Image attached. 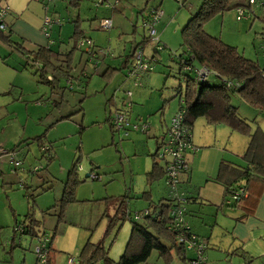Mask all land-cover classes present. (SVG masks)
Returning <instances> with one entry per match:
<instances>
[{
  "label": "rangeland",
  "instance_id": "1",
  "mask_svg": "<svg viewBox=\"0 0 264 264\" xmlns=\"http://www.w3.org/2000/svg\"><path fill=\"white\" fill-rule=\"evenodd\" d=\"M100 1L80 3L79 25L90 40H80L83 45L73 54L69 80L65 73L61 74L54 88L38 82L39 72L35 74L34 69L22 71L23 94L7 97L0 109V147L9 151L0 155V222L10 225L1 231L16 235V241L23 235L24 225L32 233L24 238V248H10L11 240L3 243L0 264H22L23 261L43 264L37 261L36 252L43 244L51 246L50 264H70V259L78 260L87 242L103 243L109 257L118 261L130 239L132 223L125 218L117 221L108 234L106 229L109 217L115 215L121 201H125L122 208L134 215L152 210L151 201L158 202L169 194L164 177L152 184L151 198H144L146 175L152 166L151 155L179 108L176 88L185 87L186 72L171 60V55L182 53V29L203 0H105L97 5ZM67 4L68 0H55L48 5L49 15L54 18L52 28L48 27L47 31L56 41L55 48L62 44L63 52L73 45L72 20L78 13L67 8ZM260 8L257 3L252 9L230 10L205 23L204 30L211 37L238 48L246 58L257 61L264 55V22L260 19L264 10ZM153 9L163 11L155 25L157 35L135 51L142 52L151 61L152 69L136 72L135 56L132 64L123 67L134 46L150 36L144 19ZM239 10L245 12L240 21L237 20ZM104 16L112 20L110 30L99 27ZM158 44L165 45L166 49L157 47ZM190 76L194 79V74ZM231 99L253 130L260 127L264 131V115L257 114L236 95ZM117 112L127 119L128 131L110 129L109 118H115ZM143 126L147 131H142ZM193 126L196 142L216 141L215 148L204 149V144H196L197 154L189 163L195 180H203L209 174L220 141L226 149L232 146L239 151L246 150L248 138L231 129L217 132L214 138V125H209L205 118L197 119ZM43 134L42 140L54 148L53 161L42 156L38 142L33 140ZM14 145L20 147L11 152ZM11 158L21 162L17 170ZM74 167L78 179L74 199L64 204L65 181ZM188 208L197 214L189 217V227L202 235L201 229L205 231V226L199 218L208 222L215 207L187 204ZM226 240L219 243L224 245ZM196 251H188L187 256L197 257ZM236 261L234 258L232 264H237ZM147 264H164V261L152 252ZM171 264L182 263L174 255Z\"/></svg>",
  "mask_w": 264,
  "mask_h": 264
},
{
  "label": "trees",
  "instance_id": "2",
  "mask_svg": "<svg viewBox=\"0 0 264 264\" xmlns=\"http://www.w3.org/2000/svg\"><path fill=\"white\" fill-rule=\"evenodd\" d=\"M258 2L264 3V0H259ZM79 3H81V0H70L69 5L78 7ZM252 6L249 0H203L197 13L189 19L182 29V53L171 55V60L179 64L182 72H186L183 75L185 87L183 89L181 85L176 88L175 94V97H179V106L181 105L185 110V123L193 129L192 125L197 119L205 118L209 125L223 124L232 131L248 138L246 150L244 154L239 156L240 162L243 164L222 160L219 162L217 176L214 179L216 183L223 186L222 188L225 191L223 204L218 210H223V208L239 210L242 214L236 218L238 222L244 221L246 217L254 213L259 203V198L263 195L264 131L260 127L253 130L246 120L239 115L238 109L232 104L231 98L232 95L238 96L241 101L255 109L257 114L264 115V72H262L264 67L257 61L246 58L238 48L227 45L219 38L211 37L205 32L204 25L213 17L222 15L230 10L252 9ZM260 9L264 10V6H261ZM253 14L255 15V11H253ZM260 19L264 22L263 17H260ZM79 28L78 22H76L71 37L73 45L65 55L61 65L55 68L53 63H51V57L49 56L51 51L47 50V56L45 55V57H43L41 51H38V54L34 56L35 63L40 60H43L44 63V66L37 68L40 73L39 82L55 88L57 86L56 82L59 80L58 75L54 74L55 72L65 73L64 76L68 77L69 80L71 77L69 72L72 69L74 60L72 54L79 48L78 43L80 40L88 39L85 37L83 30ZM5 32L0 31L2 42L13 49H22L18 43L11 40L9 33ZM150 38V36L144 37L143 41L127 56L125 63L131 62L132 64V58L135 55L134 51L140 48L141 44L150 41ZM157 47L166 49L165 45L158 44ZM153 60H155V56ZM203 67L207 68L210 73L205 79H200L196 74ZM46 70L54 74L52 80L47 78L48 73ZM190 74H194V79L191 78ZM113 119V117L109 118L110 129L113 132L119 131L115 129ZM126 128L124 127L123 129L128 131ZM43 137L44 134L33 138V140L38 142L37 145H39L42 156L53 161L55 158L54 148L48 142L43 141ZM163 138H161L162 142L158 151L152 156L153 166L146 175L148 185L162 179L166 174V165L162 166L157 162V159L161 158L159 152ZM11 152H14V150L11 149ZM189 169L188 164V170L182 176L183 181L178 188L180 193L183 194V200L181 201L174 200L169 190L167 197L155 203L150 202L152 210L139 211L134 215L129 210L122 208L125 201H121L118 211L115 215L109 217V225L106 229L108 234L117 224V221L125 218L130 219L132 223L130 239L127 241L128 244L125 251L121 254L118 261L109 257L103 243L87 242L81 250L78 260H73L75 264H99L100 262L101 264H147L152 252L158 253L164 264H171L174 255L178 257L182 264H189L190 261L196 258L187 256L189 250L185 246V242L191 240L192 235L196 237L197 243L202 242L205 244L201 251L204 253V250L208 248V244L202 239L203 237L194 232L189 227V224L187 229L186 226L179 225L177 221L176 213L177 209L180 208L183 210L181 215L184 218V222L188 223L187 216L191 215L192 211L189 208L187 210V204L197 201V198L192 196V193L186 188L187 182H189ZM15 170H17V167H15ZM77 180L76 168L74 167L69 173L67 181H65L64 193H62V202L64 204L73 201V192L78 184ZM145 196H148L149 200L152 196L151 192L146 191ZM26 233L30 234L31 230L24 225L21 234L24 235ZM181 236L185 237L184 243H180L178 240ZM50 247L45 244V249L47 250V263L45 264H50ZM37 261L40 262V258H37Z\"/></svg>",
  "mask_w": 264,
  "mask_h": 264
},
{
  "label": "crops",
  "instance_id": "3",
  "mask_svg": "<svg viewBox=\"0 0 264 264\" xmlns=\"http://www.w3.org/2000/svg\"><path fill=\"white\" fill-rule=\"evenodd\" d=\"M52 1L50 2L55 3V0L53 2ZM82 1L83 0H81V3ZM50 2L46 0H0V4L2 6H6L9 8V12L6 18L4 19L8 26V30L5 33H9L11 40L13 42L18 43L22 48L20 50L13 49L9 45L2 42L0 38V109H2L5 106L4 105L5 103L3 102L6 101L7 97L10 96L13 97L15 93H17L18 95L23 94L24 89L22 87V83L20 82V74L22 73V71H31V69H34L35 74H37L38 73L37 70H39L37 68L44 66L43 60L42 61L40 60L39 62L36 63L34 62V56L38 54V51H41L43 57H45L47 50L51 51V54L49 55L51 57V63H53V65L56 68L57 66L62 64L63 60L65 59V55L71 49V48L68 50L66 49V51L63 52L61 43H59L55 48L56 41L54 42L51 33H48V31L45 29L44 26L45 17H48L50 19H52L53 17V16L50 17L49 15L48 5ZM69 2L70 0H68L67 8L70 7L73 10L78 11L76 19L72 20V23L74 24L75 27L76 22H78V25L81 22V13L79 10L81 4L79 3L80 5H78V7H72L69 5ZM147 20H148V16L147 18L144 19L145 26ZM79 27H80L79 29L82 30L80 25ZM58 30L59 32L62 31V25L59 26ZM85 37L88 38L86 35ZM86 40H90V39L88 38ZM142 41L138 42L134 46L133 50ZM142 45L143 44H141V46ZM259 58L256 59L257 62L262 67H264V55L259 56ZM73 59H74V55H73ZM130 63L124 62V65L122 66L128 67ZM106 70L108 72V69ZM71 71L69 72V75H71L72 73ZM46 72L48 73L47 78L49 80H52L54 78L53 77L54 74L58 75L59 78L62 77L60 72H55L54 74L50 73L47 70ZM42 84H46V83H42ZM56 85H58V82H56ZM227 127L228 126L223 124L214 125L213 128V131H215L214 138H217L216 137L217 132L229 131L230 128ZM193 131H194V126L192 129V134L194 133ZM164 134L160 137V140L165 136ZM192 141L195 149L187 153L186 155L188 162L187 164H189L190 161L193 160V158H195V155L197 154L196 150H198L199 147L196 144L199 145L204 144L203 148L205 149L206 147L215 148L214 144L216 143V141L203 142V140L196 142L194 138V134L192 137ZM161 142H159V144L157 145L155 152L158 151ZM218 144L220 147L216 149L217 153L214 161L212 162L213 163L212 168L210 169L209 174L207 175V177H205V179L195 180L193 178L194 175L193 169L190 167L189 164V168H190L188 175L189 182H187L186 188L190 193H192V196L197 198L196 199L197 201L195 203H191L189 205L201 204L202 206H204L206 204H209L212 207H215L214 212L210 216L208 222L205 221V218H199L205 226L203 227L205 231L201 229L202 235L198 233L194 228L193 231L196 232L200 237H203L202 239L206 241V243L208 244V248L206 252L203 253L204 257L206 258V262H207L206 264H232L234 258H236L237 264H264V191L261 198H259L260 200L256 209L254 210V213L246 217L244 221L238 222L236 220V218L240 217L242 214L239 210H234L231 208H226V209L223 208V210L222 209L218 210V208H221L220 206L223 204L225 197L224 196L225 191L224 188H222L223 186H221L220 184L214 181V179L217 176L216 174L218 172V167L220 164L219 162L225 160L227 162L242 165L243 163L240 162L239 156H241L245 152L243 150L239 151L238 148L235 149L232 146H230V148L228 149H226V147L225 148L221 147L222 145L221 141ZM19 147L20 146L14 145L12 150H15V148H19ZM160 159L161 158L157 159V162L158 160L160 161ZM162 161L163 162L160 165L165 166L166 160L162 159ZM151 169L147 172V174L151 171ZM0 173H1L0 174L1 177L2 172ZM151 187L152 184L148 185L146 183L147 189L145 191H150ZM144 198L148 199V196H145L144 194ZM9 206L11 209L12 206L10 205V203ZM9 206L7 205L6 207ZM12 211L14 214L15 210ZM195 213H196L195 211H192L190 213L191 215L187 216L189 225H191L189 221V217L190 216L196 217L195 215L197 214ZM8 227H10V225L7 226L5 225V223L0 222V246L3 243L8 244V242L11 240L10 242L11 245L9 246L10 248L12 249L24 248V244H23L24 238L26 236H31V235L26 233L20 236L19 240L16 241V237H15L16 235L9 236L6 233L3 234L5 231H1L2 229ZM1 239H3V241H1ZM224 239L227 240L224 243V245L221 243L224 246V248H222L221 247L222 245L219 242L220 241L222 242ZM22 264H26V262L23 261Z\"/></svg>",
  "mask_w": 264,
  "mask_h": 264
},
{
  "label": "built area",
  "instance_id": "4",
  "mask_svg": "<svg viewBox=\"0 0 264 264\" xmlns=\"http://www.w3.org/2000/svg\"><path fill=\"white\" fill-rule=\"evenodd\" d=\"M46 1L50 2L52 0H46ZM104 1L105 0H101L99 3L96 4L102 5ZM249 3L252 5H256L257 3H259L260 7L264 6L263 2H257L256 0H249ZM8 12H9V8L6 6H2L0 4V31H2L3 33L8 30V26L4 20ZM162 13L163 11H159L157 9H153L149 13L148 20L146 22V27H148L149 29L150 37H155L157 35L155 25L160 21L161 17L163 16ZM244 14H245L244 10H239L237 15V20H241L244 17ZM263 20H264V16H263ZM52 23H53L52 19L45 17L44 26L46 30H48V27H50ZM99 27L104 30H110L112 27V20L106 17L100 19ZM82 45L83 42L80 41L78 43V47H81ZM134 53H135L134 56L136 57V63L134 64L135 71L141 73L150 71L152 69V67L150 66V61L144 58L143 53L139 52L136 54L135 51ZM186 67L187 69H189L188 66ZM209 73L210 71L207 68L203 67L199 69L196 75L200 79H205ZM129 95L131 94L129 93ZM184 112L185 110L180 105L178 110L175 113H173L169 126H167L168 128L163 138V143L161 145V149L159 152L160 157L167 161V163L165 164L166 174L164 176L166 186L169 188L168 190H170V194L172 195L174 200L176 199L179 201L183 200V194L180 193L178 188L182 184L183 181L182 176H184L188 170V164L186 163L187 162L186 155L189 151H193L195 149L192 141V137H193L192 129L190 126H188L185 123ZM123 115L124 114L120 112L116 113V116L113 119V125L115 126V129L124 130L123 129L124 127H129L128 121ZM134 128L138 129L137 126H135ZM141 128L142 131H147L146 126H143ZM4 153H7V151L4 150L2 147H0V155ZM11 160L12 162L15 163V167H19L21 165V162L14 161L13 158H11ZM182 212H183L182 209L180 208L177 209V213H176L177 221L179 225L187 227L188 223L184 222L183 220L184 218L181 215ZM188 228L189 227H187V229ZM195 238L196 237L192 235L190 238L191 240L185 242L184 240L185 237L181 236L178 240L180 243L185 242V246L187 250L189 251L197 250L196 252H198V256L194 260L190 261L189 264H205L206 258L203 256V253L201 252L205 247V244H203L202 242L197 243ZM36 252L38 254V258H40V261L43 264L47 263V258H46L47 250L45 249V244L41 246L39 245V247H37L36 249ZM69 261L70 264H75L73 259H70Z\"/></svg>",
  "mask_w": 264,
  "mask_h": 264
},
{
  "label": "water",
  "instance_id": "5",
  "mask_svg": "<svg viewBox=\"0 0 264 264\" xmlns=\"http://www.w3.org/2000/svg\"><path fill=\"white\" fill-rule=\"evenodd\" d=\"M88 177V176H87Z\"/></svg>",
  "mask_w": 264,
  "mask_h": 264
}]
</instances>
